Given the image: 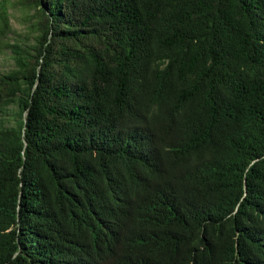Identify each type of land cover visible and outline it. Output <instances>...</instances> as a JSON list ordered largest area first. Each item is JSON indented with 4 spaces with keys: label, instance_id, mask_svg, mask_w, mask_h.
<instances>
[{
    "label": "trees",
    "instance_id": "obj_1",
    "mask_svg": "<svg viewBox=\"0 0 264 264\" xmlns=\"http://www.w3.org/2000/svg\"><path fill=\"white\" fill-rule=\"evenodd\" d=\"M0 264H264V0H0Z\"/></svg>",
    "mask_w": 264,
    "mask_h": 264
},
{
    "label": "rangeland",
    "instance_id": "obj_2",
    "mask_svg": "<svg viewBox=\"0 0 264 264\" xmlns=\"http://www.w3.org/2000/svg\"><path fill=\"white\" fill-rule=\"evenodd\" d=\"M11 12V22L13 23L15 29L19 31H24L27 34L29 31H32L31 26H29L25 22H19L18 16H22L24 14V10L22 9L21 5L18 4L14 8H11Z\"/></svg>",
    "mask_w": 264,
    "mask_h": 264
}]
</instances>
